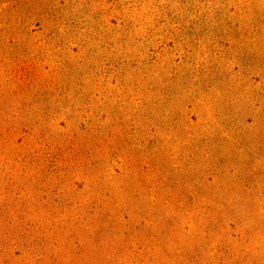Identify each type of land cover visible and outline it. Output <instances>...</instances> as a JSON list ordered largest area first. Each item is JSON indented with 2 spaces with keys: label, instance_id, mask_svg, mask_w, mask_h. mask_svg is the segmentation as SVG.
I'll return each mask as SVG.
<instances>
[{
  "label": "rangeland",
  "instance_id": "1",
  "mask_svg": "<svg viewBox=\"0 0 264 264\" xmlns=\"http://www.w3.org/2000/svg\"><path fill=\"white\" fill-rule=\"evenodd\" d=\"M0 264H264V0H0Z\"/></svg>",
  "mask_w": 264,
  "mask_h": 264
}]
</instances>
